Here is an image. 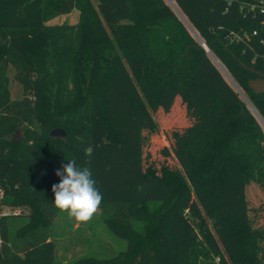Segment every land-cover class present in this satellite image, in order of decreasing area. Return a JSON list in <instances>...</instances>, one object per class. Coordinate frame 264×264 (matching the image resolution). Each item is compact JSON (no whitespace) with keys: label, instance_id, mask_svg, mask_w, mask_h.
Here are the masks:
<instances>
[{"label":"trees","instance_id":"trees-1","mask_svg":"<svg viewBox=\"0 0 264 264\" xmlns=\"http://www.w3.org/2000/svg\"><path fill=\"white\" fill-rule=\"evenodd\" d=\"M94 1L0 0V204L28 208L0 214V264H264V229L246 201L248 185L264 186V93L248 88L257 75L230 54L264 74V15L241 6L259 0H169L254 112L231 91L216 88L219 104L205 91L221 118L210 131L188 128L197 158L183 176H146L115 148L132 129L125 118L202 89L197 71L207 53L164 0ZM74 9V24H47ZM232 31L249 40L231 41ZM9 69L21 99L11 97ZM55 128L66 135L51 136ZM73 158L102 193L101 222L126 242L115 256L55 259L52 225L62 212L51 188Z\"/></svg>","mask_w":264,"mask_h":264},{"label":"rangeland","instance_id":"rangeland-1","mask_svg":"<svg viewBox=\"0 0 264 264\" xmlns=\"http://www.w3.org/2000/svg\"><path fill=\"white\" fill-rule=\"evenodd\" d=\"M91 1L96 5V1ZM164 1L179 17L169 0ZM77 17L78 11L74 9L68 14L57 15L50 19L47 24L72 25L78 20ZM185 27L192 38L196 40L195 34L189 26L185 25ZM222 68L224 66L216 57L212 54H206L197 71L202 89L199 88L193 98L186 100L182 95H173L172 102L159 106L156 112L147 107L140 119L125 118L124 122L131 124L132 129L125 134V143L116 146L117 157L128 165L136 164L139 161L141 172H145L146 176L149 174L161 176L165 169L182 176L185 175L187 170L193 167L197 158L193 151L197 142L191 141L189 138L188 128H203L204 131H210L217 120L221 118L217 107L209 106L204 100L205 91L210 90V98L215 99L217 104L220 102L217 98L219 96H216L218 94L217 87H221L223 92L231 91L233 96L244 102L253 112L243 88L232 80L226 68ZM8 73L10 76L9 91L12 99H21L23 93L21 86L14 79L12 69H9ZM15 137L20 138L21 133L18 132ZM1 198L2 193L0 192ZM246 201L249 209L248 216L252 224L264 229V186H259L256 183L248 185L246 187ZM1 213L5 215H27L28 208L26 205L7 206L0 204ZM52 229L54 230L53 237L56 246L55 259L62 262L74 260L81 255L107 258L115 256L127 246L123 239L114 236L103 225L99 211L88 223H77L66 212H62L54 219ZM262 258L264 262V242ZM214 260L215 264H220L217 258Z\"/></svg>","mask_w":264,"mask_h":264},{"label":"clouds","instance_id":"clouds-1","mask_svg":"<svg viewBox=\"0 0 264 264\" xmlns=\"http://www.w3.org/2000/svg\"><path fill=\"white\" fill-rule=\"evenodd\" d=\"M85 155L91 157L92 148L85 149ZM60 178L53 184L54 206L60 212H66L77 223H88L100 210L102 193L96 186V180L87 167H80L73 158L56 171Z\"/></svg>","mask_w":264,"mask_h":264},{"label":"water","instance_id":"water-1","mask_svg":"<svg viewBox=\"0 0 264 264\" xmlns=\"http://www.w3.org/2000/svg\"><path fill=\"white\" fill-rule=\"evenodd\" d=\"M181 19L182 17L179 16ZM183 20V19H182ZM184 22V20H183ZM184 24L186 25V23L184 22ZM187 26V25H186ZM195 36V35H194ZM196 38V37H195ZM196 41H198V43L200 44L201 48L207 53V54H210L211 55V52L210 50L208 49L207 45L203 42V40L199 37V38H196ZM236 60L237 62L239 63V65L241 67H243L244 69L248 70L249 72H253L254 74L257 75V77L255 78H250L248 81H247V84H248V88L250 90H253V92L255 94H259V93H264V74L262 72H259L257 71L255 68L253 67H248L247 65H245L241 60H239L235 54L232 52L230 53ZM18 134V131H16V135ZM50 135L51 136H54V137H64L66 134H65V131L62 129V128H55L53 130L50 131ZM17 137H14L13 140H16ZM45 174V171H41L40 173H38L34 180L32 181L31 183V188H34L38 183L41 182L43 176Z\"/></svg>","mask_w":264,"mask_h":264},{"label":"built area","instance_id":"built-area-1","mask_svg":"<svg viewBox=\"0 0 264 264\" xmlns=\"http://www.w3.org/2000/svg\"><path fill=\"white\" fill-rule=\"evenodd\" d=\"M231 1H234V0H227V3L230 4ZM243 5H247L248 6V11L256 10L259 14L264 15V0H259L256 3L243 2L242 5H241L242 6V10H243ZM261 26H262V28L264 30V20L261 21ZM252 34L253 35H257L258 34L257 30H255V29L252 30ZM230 36H231L230 37L231 41L232 40H235V41H244V40L248 41L249 40V34H247V32H244V33L241 34V33L232 31ZM259 42H260V44H262L263 49H264V39L263 38L260 39ZM262 57L264 59V52L262 54ZM1 214H4V213H1Z\"/></svg>","mask_w":264,"mask_h":264},{"label":"bare ground","instance_id":"bare-ground-1","mask_svg":"<svg viewBox=\"0 0 264 264\" xmlns=\"http://www.w3.org/2000/svg\"><path fill=\"white\" fill-rule=\"evenodd\" d=\"M187 25V24H186Z\"/></svg>","mask_w":264,"mask_h":264}]
</instances>
